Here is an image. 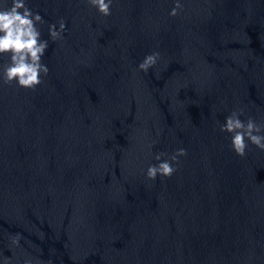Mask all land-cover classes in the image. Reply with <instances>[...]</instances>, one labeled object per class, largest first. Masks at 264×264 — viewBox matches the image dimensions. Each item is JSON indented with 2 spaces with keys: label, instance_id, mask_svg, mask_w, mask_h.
<instances>
[{
  "label": "water",
  "instance_id": "obj_1",
  "mask_svg": "<svg viewBox=\"0 0 264 264\" xmlns=\"http://www.w3.org/2000/svg\"><path fill=\"white\" fill-rule=\"evenodd\" d=\"M181 2L114 0L104 17L30 0L66 29L35 90L0 84L5 264H264V151L235 155L215 123L264 122V0ZM179 147L171 177L146 179Z\"/></svg>",
  "mask_w": 264,
  "mask_h": 264
},
{
  "label": "clouds",
  "instance_id": "obj_2",
  "mask_svg": "<svg viewBox=\"0 0 264 264\" xmlns=\"http://www.w3.org/2000/svg\"><path fill=\"white\" fill-rule=\"evenodd\" d=\"M114 0H85L101 16L111 15ZM174 6L169 15L175 16L182 11L181 0H173ZM30 0H0V58L6 57V63L0 64V84H15L18 88L35 90L49 74V67L44 62V55L50 43L64 39L66 22L63 18L55 22L45 21L39 11H34ZM47 25V38H43V25ZM160 58L159 52L153 51L144 56L136 65V71L147 73ZM243 117V119H242ZM218 131L225 133L230 150L239 157H244L249 145L264 151V122L251 116H245L243 109H233L224 117L222 123L215 121ZM157 136L160 132L157 131ZM154 144V142H153ZM152 144L148 145L151 153ZM187 156V149L179 147L170 155L164 152L151 154L152 163L144 170L146 179L155 181L158 177H171ZM15 246L20 244V235L12 239ZM0 264L5 261L0 260ZM23 264H31L25 259Z\"/></svg>",
  "mask_w": 264,
  "mask_h": 264
}]
</instances>
